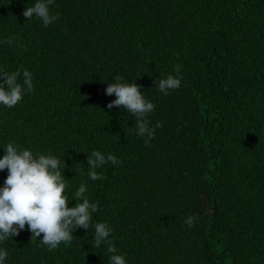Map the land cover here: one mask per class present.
<instances>
[{
	"label": "trees",
	"instance_id": "obj_1",
	"mask_svg": "<svg viewBox=\"0 0 264 264\" xmlns=\"http://www.w3.org/2000/svg\"><path fill=\"white\" fill-rule=\"evenodd\" d=\"M35 2L0 0V70L27 69L34 87L0 105V158L9 142L56 156L68 206L87 183L98 211L54 251L26 225L0 242L4 264H109L96 222L127 264H264V0H54L48 27L23 17ZM178 64L181 86L164 95L154 82ZM117 75L155 105L149 146L131 113L107 108ZM94 150L122 162L96 181Z\"/></svg>",
	"mask_w": 264,
	"mask_h": 264
},
{
	"label": "clouds",
	"instance_id": "obj_2",
	"mask_svg": "<svg viewBox=\"0 0 264 264\" xmlns=\"http://www.w3.org/2000/svg\"><path fill=\"white\" fill-rule=\"evenodd\" d=\"M54 0H36L33 6L26 7L23 17L30 21L33 17L42 21L44 27L54 23L59 14L52 15L49 6ZM12 43V39L5 40ZM176 75L169 74L166 78H159L155 88L164 95L169 90L179 89L183 79L180 75V65L175 66ZM22 77V82L19 78ZM0 105L9 109L23 100L25 93L34 91L32 74L29 70L17 69L9 73L0 70ZM107 96H115V100L108 103L107 108L123 106L126 112L135 117V126L131 128L139 136H146L145 146L154 138L156 128L162 127L160 122L150 126L148 116L155 110V105L147 100L141 92V86L135 82H127L117 75L114 82L107 83ZM128 131V130H126ZM107 163L119 166L122 162L113 154H103L92 151L87 155L88 177L92 181L101 178L97 169ZM61 161L52 154H34L30 149H22L9 142L0 158V172L7 170V177L0 187V242L19 236L27 230L31 233V241L39 239L48 251L56 250L61 243L73 244L77 239L75 229H89L92 214L98 211V202L91 203L88 196L87 183H81L74 193L75 204L69 207L68 196L65 194L67 180L60 170ZM66 168V164H65ZM196 217L189 216L184 223L193 226ZM93 245L99 248L107 246L111 253L109 264H127L125 256L118 254L113 240L108 239L112 229L106 222H96L94 225ZM8 256L6 249H0V264H4Z\"/></svg>",
	"mask_w": 264,
	"mask_h": 264
}]
</instances>
